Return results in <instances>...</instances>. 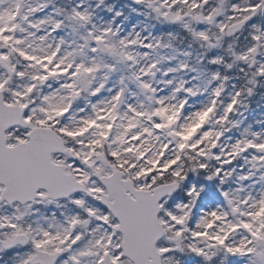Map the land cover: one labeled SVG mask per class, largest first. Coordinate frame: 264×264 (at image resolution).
<instances>
[{
  "label": "snow or ice",
  "instance_id": "1",
  "mask_svg": "<svg viewBox=\"0 0 264 264\" xmlns=\"http://www.w3.org/2000/svg\"><path fill=\"white\" fill-rule=\"evenodd\" d=\"M0 264H264V0H0Z\"/></svg>",
  "mask_w": 264,
  "mask_h": 264
},
{
  "label": "rangeland",
  "instance_id": "2",
  "mask_svg": "<svg viewBox=\"0 0 264 264\" xmlns=\"http://www.w3.org/2000/svg\"><path fill=\"white\" fill-rule=\"evenodd\" d=\"M121 2H124V0H121Z\"/></svg>",
  "mask_w": 264,
  "mask_h": 264
}]
</instances>
